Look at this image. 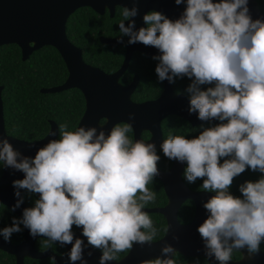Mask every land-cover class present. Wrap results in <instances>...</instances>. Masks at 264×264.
Instances as JSON below:
<instances>
[{
    "label": "clouds",
    "instance_id": "9594fccd",
    "mask_svg": "<svg viewBox=\"0 0 264 264\" xmlns=\"http://www.w3.org/2000/svg\"><path fill=\"white\" fill-rule=\"evenodd\" d=\"M174 2L184 5L178 18L150 10L137 28L139 0H132L133 7L122 8L117 43L127 37L128 45L155 48L158 54L151 58L159 82L190 81L188 113L207 126L201 123L192 138L169 134L159 149L186 165L188 183L201 180L200 187L212 194L202 203L207 217L196 229L208 264H229L234 250H246L251 259L264 244V17L253 18L250 0ZM132 131L128 122L116 123L108 133L61 124L34 156L0 136V169L23 173L12 181L17 200L10 210L23 203L21 190L38 196L21 217L0 227L3 241L10 243L13 234L27 229L33 238L71 245V264H88L87 247L101 252L99 264H109L136 244H151L157 229L144 209L156 200L148 185L160 175L161 156L154 142L134 140ZM248 170L259 178L239 184L240 195H234V180ZM176 252L164 244L160 257L140 264H175Z\"/></svg>",
    "mask_w": 264,
    "mask_h": 264
},
{
    "label": "water",
    "instance_id": "95a60500",
    "mask_svg": "<svg viewBox=\"0 0 264 264\" xmlns=\"http://www.w3.org/2000/svg\"><path fill=\"white\" fill-rule=\"evenodd\" d=\"M133 6L132 0H0V47L17 45L22 51L23 61L29 60L34 52L46 46L56 48L65 61L69 77L63 85L43 89L42 93L53 94L79 89L86 99V111L79 126H95L98 130L102 128L108 133L116 123L128 122L133 126L134 140L141 139L146 143L154 142L157 145V151H160L159 145L165 139L162 123L167 117L178 116L193 126L207 122L199 121L194 114L189 115L187 96L176 93L172 84L167 81H164V91L159 99L144 103H137L132 99L139 84L138 77L128 86L120 83V77L128 70L134 52H141L152 57L158 54L157 50L140 43L128 45L127 37L124 38L123 44L117 43L119 38H102L101 41L104 44L122 46L127 49L121 69L114 74H107L99 68L88 65L84 61L82 49L75 46L67 34L69 18L81 8L89 7L100 15L109 11L113 18L118 7L131 8ZM135 6L139 9V14L135 17L137 28L144 26L142 16L147 11H161L169 18L176 19L184 8V5L177 6L174 0H139ZM249 7L253 18L264 17L257 0H250ZM2 92L3 87L0 86V136L8 138L14 148L23 155L34 156L39 147L53 138L50 133L57 131L58 125L51 121L49 134L36 142L9 136L4 119ZM129 113L135 114L134 120H129ZM103 120H105V124H102ZM144 132L151 134L150 139H143ZM185 167V164L176 161L167 172L158 167L160 171L158 178L164 185L168 204L161 208L144 209L148 213H159L166 218L168 224L166 235L158 241H152L151 244L134 245L125 258L120 261H111L109 264H140L142 260L160 257L164 244H171L177 253L186 257L205 258L203 242L196 229L207 217L202 203L212 194L191 190L183 180ZM16 179H23V173L4 168L0 179V204L8 206L10 209L17 200L16 189L12 186V181ZM24 191L21 190L22 196ZM189 200L195 203L196 211L194 220L185 225L179 221V212ZM25 207L27 205L23 201L20 208L14 213L21 217ZM80 233V229L75 232L77 237H80ZM24 234L25 240L18 246L11 242H4L0 237V250L15 256L17 264H25L26 258H52L55 264H71L67 256L71 245L64 246L66 254L63 256H57L51 252H39L36 249V243L38 239L44 237L33 238L27 229H24ZM85 243H87L86 240ZM89 251L92 252L91 256L87 255ZM240 252L242 258L238 261L231 260L229 264H264V251H260V254L251 259L248 258L246 250ZM100 255L101 253L94 248L87 247L84 259L88 264H99ZM76 264H80V262H76ZM211 264H219V262L213 260Z\"/></svg>",
    "mask_w": 264,
    "mask_h": 264
},
{
    "label": "trees",
    "instance_id": "16d2710c",
    "mask_svg": "<svg viewBox=\"0 0 264 264\" xmlns=\"http://www.w3.org/2000/svg\"><path fill=\"white\" fill-rule=\"evenodd\" d=\"M261 11L264 12V0H258ZM123 19L122 8L118 7L114 18L109 12L99 15L93 9L84 7L77 10L68 20L67 34L70 41L83 50V57L86 63L98 67L108 74H112L120 69L125 58L123 47H111L100 42V37L121 36L118 24ZM156 61L147 58L144 54L138 53L134 56L131 65L124 79L130 82L135 74L141 78L140 86L133 99L143 102L157 98L164 86V82L158 81L155 73ZM69 77V71L59 51L51 46H46L34 52L30 59L23 61L22 51L17 45H6L0 47V86L3 87L2 98L4 105V119L6 131L9 136L28 142H36L45 138L51 130V121L59 125L67 124L69 130L78 128L86 111V99L79 89H71L60 93L46 94L43 89L54 88L63 85ZM190 81L185 77L177 78L173 84L176 92L185 95V88ZM200 126V125H199ZM199 126H193L186 120L172 115L167 117L162 123L164 138L169 134L183 135L192 138L198 135ZM207 126V123L205 124ZM134 139V131L129 133ZM149 132L143 133L144 139H149ZM161 159L158 167L163 171H169L174 161L163 156L162 151H158ZM2 168V163H0ZM4 169H0V179ZM259 173L246 171L234 180L230 191L239 196V184L245 180H256ZM186 185L193 191H202L201 180L194 184ZM150 190L155 191L156 200L149 203L145 208H161L168 204V197L161 180L156 177L148 185ZM38 196L24 192V201L28 207L33 206V202ZM195 204L187 201L179 212V221L188 224L195 216ZM157 234L153 241L162 239L168 229L166 218L159 213H149ZM17 217L8 207L0 204V227L8 226L12 218ZM18 218V217H17ZM22 227V225H21ZM23 228V227H22ZM75 228V227H74ZM73 228V229H74ZM24 238V231L13 234L11 242L20 244ZM39 250H50L55 253L65 252L64 247L58 243H49L46 239H40L37 244ZM264 250L261 244L260 251ZM99 251V250H98ZM130 251V250H129ZM129 251L117 254V260L126 256ZM241 254L234 250L232 260H239ZM0 264H16V259L3 251H0ZM26 264H52V260H26ZM175 264H208L203 258H187L180 254L175 256Z\"/></svg>",
    "mask_w": 264,
    "mask_h": 264
},
{
    "label": "flooded vegetation",
    "instance_id": "af4514ba",
    "mask_svg": "<svg viewBox=\"0 0 264 264\" xmlns=\"http://www.w3.org/2000/svg\"><path fill=\"white\" fill-rule=\"evenodd\" d=\"M258 1V0H257ZM258 5H259V2H258ZM259 8H260V6H259ZM118 9V8H117ZM260 10H261V8H260ZM107 12H109V11H107ZM106 12V13H107ZM116 12H117V10H116ZM262 12V11H261ZM105 13V14H106ZM262 13H264V12H262ZM104 14V15H105ZM109 14H110V12H109ZM100 15V14H99ZM116 15V14H115ZM102 16V15H101ZM110 17H111V15H110ZM115 17V16H114ZM113 17V18H114ZM112 18V17H111ZM102 38H110V39H112V38H120V36H117V37H105V36H101L100 37V42L102 43V41H101V39ZM125 38V37H124ZM102 44H104V43H102ZM105 45H107V44H105ZM76 46V45H75ZM108 46H110V45H108ZM111 47H122V46H111ZM124 49H125V58H126V55H127V49L125 48V47H123ZM83 51V50H82ZM138 53H141V52H134V54H133V56H132V60H133V58H134V56L136 55V54H138ZM141 54H143V53H141ZM144 56H146L145 54H144ZM147 58H151V57H148V56H146ZM63 58V57H62ZM84 58V57H83ZM125 58H124V60H125ZM64 60V59H63ZM132 60H131V62H132ZM85 61V60H84ZM124 63V62H123ZM88 64V63H87ZM88 65H90V64H88ZM123 65V64H122ZM130 65H131V63H130ZM129 65V66H130ZM92 66V65H91ZM93 67H95V66H93ZM122 67V66H121ZM121 67H120V69H121ZM96 68H98V67H96ZM100 69V68H99ZM119 69V70H120ZM129 69V68H128ZM102 70V69H101ZM119 70H117V71H119ZM102 71H104V70H102ZM116 71V72H117ZM128 71V70H127ZM127 71H126V73H127ZM105 72V71H104ZM116 72H114V73H116ZM105 73H107V72H105ZM114 73H112V74H114ZM125 73V74H126ZM108 74V73H107ZM125 74L124 75H122L121 77H120V83L122 84V85H124V86H128V85H130L134 80H135V78L136 77H138L139 79V84H138V86H137V89H136V91H135V93L133 94V96H132V99H133V97H134V95L136 94V92H137V90H138V88H139V86H140V83H141V78H140V76L138 75V74H135L134 76H133V78H132V80L130 81V82H126V80L124 79V77H125ZM172 86H173V84H172ZM173 89H174V87H173ZM163 91H164V86H163V90H162V92H161V94L157 97V98H155V99H151V100H146V101H143V102H137V101H135V102H137V103H144V102H147V101H154V100H157V99H159L161 96H162V93H163ZM174 91L176 92V90L174 89ZM176 93H178V94H184V93H182V92H176ZM185 95V94H184ZM187 96V95H186ZM133 101H134V99H133ZM54 122V121H53ZM56 123V122H55ZM57 124V123H56ZM102 124H105V120H103L102 121ZM58 125V124H57ZM59 127V126H58ZM143 137V136H142ZM144 139V138H143ZM150 139V138H149ZM145 140H148V139H145ZM26 141V140H25ZM174 164V163H173ZM172 168V167H171ZM163 171V170H162ZM165 172H167V171H165ZM192 190V189H191ZM202 191H204V190H202ZM25 192V191H24ZM23 197H24V194H23ZM25 202V201H24ZM195 204V203H194ZM3 205V204H2ZM27 205V204H26ZM5 206V205H4ZM6 207H8V206H6ZM28 207V206H27ZM196 207V206H195ZM9 208V207H8ZM10 209V208H9ZM196 211V210H195ZM13 212V211H12ZM17 216V215H16ZM18 217V216H17ZM195 217V216H194ZM19 218V217H18ZM194 220V219H193ZM191 223V222H190ZM189 224V223H188ZM186 225V224H185ZM23 227V226H22ZM78 229L77 228H74L73 229V231L74 232H76ZM24 231V230H23ZM2 238V237H1ZM3 239V238H2ZM40 239H46V238H40ZM40 239H38V241L40 240ZM25 240V234H24V238H23V241ZM23 241L20 243V244H13L12 242V244L13 245H15V246H18V245H21L22 243H23ZM38 241H37V243H36V249H37V251H39V252H51V253H53V254H55V255H57V256H63V255H65L66 254V249L64 248V250H65V252H62V253H55V252H52V251H50V250H39L38 248H37V244H38ZM96 251H98L97 249H95ZM0 251H2V250H0ZM262 251H264V250H262ZM4 252V251H3ZM98 252H100V251H98ZM130 252V251H129ZM129 252H128V254H129ZM240 252V251H239ZM6 253V252H5ZM101 253V252H100ZM8 254V253H7ZM127 254V255H128ZM177 254H180V253H177L176 252V254L174 255V261H175V256L177 255ZM240 254H241V252H240ZM10 255V254H9ZM126 255V256H127ZM180 255H182V254H180ZM11 256H13V255H11ZM126 256H124V257H122L121 259H123V258H125ZM182 256H184V255H182ZM15 257V256H14ZM184 257H186V256H184ZM187 258H190V257H187ZM194 258H197V257H194ZM198 258H202V257H198ZM241 258H242V254H241ZM240 258V259H241ZM15 259H16V257H15ZM27 259H29V260H45V259H50V260H52V264H55V262H54V260L52 259V258H44V259H32V258H26L25 259V264H26V260ZM121 259H119V260H116V261H120ZM203 259H205V258H203ZM239 259V260H240ZM206 260V259H205ZM233 261H238V260H233ZM16 264H17V259H16Z\"/></svg>",
    "mask_w": 264,
    "mask_h": 264
}]
</instances>
